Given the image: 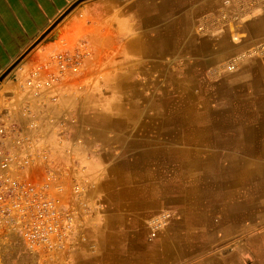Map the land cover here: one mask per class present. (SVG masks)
Masks as SVG:
<instances>
[{"label":"crops","instance_id":"obj_1","mask_svg":"<svg viewBox=\"0 0 264 264\" xmlns=\"http://www.w3.org/2000/svg\"><path fill=\"white\" fill-rule=\"evenodd\" d=\"M77 1L0 0V76L21 59L20 65L31 68L39 62L41 51L73 32L78 24L75 15L63 19L36 45ZM183 5L187 6L186 17L153 36L156 23L169 21L173 9ZM262 5L264 0H166L161 7L145 4L135 8L139 20L134 27L148 34L133 39L131 47L121 41L116 51L100 48L105 52L101 69L90 75L77 96L63 100L67 107H76L81 124L90 128L95 141L89 147L97 141L102 151L92 161L84 156L57 157L61 165L75 160L87 167L88 180L96 184L90 192L88 242L61 256L57 264H264V60L220 71L211 58L214 54H205L202 47L214 50L221 27H244L247 34L256 36L254 30L260 24L250 20ZM261 20L264 26V16ZM131 49L136 61L133 68H127L124 50ZM176 53L185 60L181 59V66L172 60L177 73L166 81L173 77L179 92L201 94L198 109L233 113L200 121V132L194 136L183 130L156 132L158 100L151 93L152 87L156 89V61ZM15 73L16 69L9 76ZM97 75L104 78L100 89L89 84ZM131 77L133 83L129 84ZM6 84L10 89L16 87L7 80L0 88ZM177 98H172L168 107L160 100V106L172 108ZM221 98L226 102L218 109ZM180 100L185 105L186 99ZM178 118H183L180 124L185 127L192 124L185 116ZM190 152L199 162L192 169H188ZM178 153L186 166L170 169L175 164L172 155ZM225 173H233L240 182L226 188ZM174 185L182 188L178 200L171 196ZM234 186L244 187L246 197L234 198ZM114 188L119 191L117 200L101 198L105 190L111 193ZM101 199L99 210L94 202ZM163 212L175 217L156 240L149 241L146 222Z\"/></svg>","mask_w":264,"mask_h":264},{"label":"built area","instance_id":"obj_2","mask_svg":"<svg viewBox=\"0 0 264 264\" xmlns=\"http://www.w3.org/2000/svg\"><path fill=\"white\" fill-rule=\"evenodd\" d=\"M105 52L87 37L63 38L41 51L34 66L16 68V87L0 103V244L17 239L38 264L88 242L90 192L87 167L58 156L96 160L102 149L82 125L75 97L101 69ZM4 260V257H3Z\"/></svg>","mask_w":264,"mask_h":264},{"label":"rangeland","instance_id":"obj_3","mask_svg":"<svg viewBox=\"0 0 264 264\" xmlns=\"http://www.w3.org/2000/svg\"><path fill=\"white\" fill-rule=\"evenodd\" d=\"M165 3L166 0H87L81 2L73 11H71L64 18L67 19L68 17L75 15L78 24L73 32L65 33L63 38L78 39L79 36L83 35L84 33L83 31L87 29V33H88L87 38H89L93 42V45L95 47L102 48L103 46H108V48L114 49L116 51V49L119 48L118 43L121 41L124 43L125 42L130 43V47H131L132 46L131 43L133 42V39L138 38L139 36H142L145 33L148 34V31L145 32L143 30H139L138 28L134 27L135 21L139 20L137 17L138 15H135L136 13L135 8H138L139 6L144 7L145 4L147 6L155 5L161 7ZM184 8H187V6L183 5L179 9L174 8L173 9L174 11L170 14L171 19L169 21L165 20L156 23L155 29H152L151 32L152 35L154 36L155 34L156 37L158 34L164 32L167 27L170 28L172 26V23L178 20L180 21L184 17H186L187 12H185ZM260 9L261 10L259 11H254L252 16L254 15L255 17L257 16V14L262 15L264 13L263 11L264 9L263 8ZM254 37L249 36L246 32H244L242 28L239 29L237 28L235 33H231L230 36L228 37V40L230 42L229 53H219L211 57L215 61H217V65H216L217 70L222 71V69L224 68L230 70L232 67L230 68L229 65L231 64L233 65V68H235L236 63L244 59H249V60L264 59V40L262 39L264 38V36L256 35ZM56 41H58V39ZM53 47L54 45L53 46L51 45L47 47V50L49 51ZM124 47H125L124 45L120 46L121 49ZM216 48L218 47L213 46V49ZM40 49H43V47H41ZM124 52L126 53L125 57L127 59L126 67L133 68L136 59L132 56V49L129 52L124 50ZM128 53H130V55ZM177 54L178 53L173 54V56H169V55L164 56L162 57V59H160V57L157 58L156 62L158 64V68L155 78L156 89L154 90V87H152L151 93H152V98L153 99L156 98V100H158L157 101L158 111L161 108L160 100H162L163 103L166 106H168L173 96H175L180 91V88L177 87V84L172 76H171L172 78H169V82L166 81L167 76H170V74L175 75L177 73L174 64L171 63L172 60L176 62L177 65L180 64V66L183 63L182 60H185L184 58H182ZM192 61L193 60H189V62ZM238 68H240V66L236 67V69ZM102 79L104 78L101 75H97L96 77H91L89 79L90 80L89 84H91L92 86H98L100 89ZM139 80L145 81L144 78H140ZM128 81L129 84H132L133 78L131 77L130 80ZM9 89H10L9 84L8 85L6 84L2 86V88H0L1 91H4L0 93V103L9 101L8 98L4 96V93L7 92ZM132 93L133 92L131 91L130 92L131 96ZM194 93H197V91H195ZM200 96L202 97L201 94ZM145 97L146 98L148 97V93L145 94ZM166 110H168L167 113ZM166 110H165V115L161 119V122L165 125V128L166 125L173 124V122L170 120L169 108ZM182 119L183 118H181V120ZM175 120L174 123H176V125H179L181 120L179 118ZM177 128H179V126H176L171 133L173 134L178 133ZM167 129H169L168 126ZM175 167H176L175 164H171L170 169L172 168L174 169ZM117 191L118 190L116 188H114L111 191V193L110 192L106 193L105 190V194H103L101 198L103 199V197H105L106 199L109 196V199L117 200ZM102 199L96 200L94 202V207L98 208L99 210H101L100 204L102 202ZM112 208L115 207L112 206ZM174 217L175 216L172 212H163L149 218L148 221L146 222V227L149 234L148 236L149 241L156 240L159 237V234L170 225ZM161 220H163L164 222L162 223ZM164 223L167 224V227L163 225ZM14 241L15 242L13 243V245L3 243V245L0 246V248L3 247L4 249L3 251H1L2 257H4L3 260L4 264H38V258H34L30 256L28 253H26L23 246L21 245V243H19V241H17V239H14ZM6 248L9 250L10 253L8 251L4 252ZM57 262L54 259H50L41 262L40 264H57Z\"/></svg>","mask_w":264,"mask_h":264},{"label":"bare ground","instance_id":"obj_4","mask_svg":"<svg viewBox=\"0 0 264 264\" xmlns=\"http://www.w3.org/2000/svg\"><path fill=\"white\" fill-rule=\"evenodd\" d=\"M260 8H263L264 9V6L262 5V6H260ZM264 11V10H263ZM264 16V13L262 14V15H258L257 14V16H255L254 17V15L252 16V20H250L251 22H253V23H259L260 25H257L258 26V28L256 29V30H254L255 31V34L258 36V35H264V26L263 25H261L262 23L260 22V21H262L261 20V18ZM161 17V16H160ZM157 18V17H156ZM245 21H246V19H244ZM247 22H249V18H247ZM263 22V21H262ZM245 25H246V23H245ZM240 28H242L243 30H244V32H245V28L244 27H240ZM238 29H239V27H238ZM236 30H237V27L235 28V27H233V26H230V27H221V29H219L218 31H219V33H217L215 36L216 37H218V40H217V45H215V46H217L218 48H216V49H214L213 51H210L208 48H209V46L208 45H203L202 47L204 48V53L205 54H214V55H216V54H219V53H229V51H230V42H229V40H228V37L230 36V34L231 33H235L236 32ZM205 31V30H204ZM84 33H83V35H81V36H79L78 38H81L82 36H84V37H87V29H85V31H83ZM187 32V31H186ZM239 35V34H238ZM249 35V34H248ZM250 36V35H249ZM207 37V36H206ZM252 37V36H251ZM255 38V37H254ZM260 38V37H259ZM63 39V37L60 39V40H62ZM263 40H264V38H262ZM59 40V41H60ZM58 41V42H59ZM254 42V41H253ZM46 44V43H45ZM41 46V45H40ZM196 46V45H195ZM200 48V47H199ZM167 49V48H166ZM174 50V49H173ZM185 50V49H184ZM182 51V50H181ZM186 52V51H185ZM200 53H202V51H199ZM254 52V51H253ZM184 54V53H183ZM254 56V55H253ZM183 57V56H182ZM213 57V56H212ZM252 57V56H251ZM257 57V56H256ZM262 57V56H261ZM239 60V59H238ZM260 60H264V59H260ZM253 61H255V60H253ZM253 61H251V60H249V59H244V60H241V61H239V62H237L236 63V66H235V68H233V65L231 64V65H229L230 66V70L232 71V70H235L236 69V67L237 66H240L241 68H244L245 66H246V64L247 63H252ZM254 64V63H253ZM264 64V63H263ZM175 66V65H174ZM188 66V65H187ZM182 68H184V67H182ZM229 70V69H228ZM237 70V69H236ZM202 71V70H201ZM249 71V70H248ZM187 73V72H186ZM185 73V74H186ZM257 73V72H256ZM184 74V73H183ZM188 75V74H187ZM239 75V74H238ZM179 76V75H178ZM224 77V76H223ZM258 77V76H257ZM256 77V78H257ZM260 77V76H259ZM176 79V78H175ZM229 79V78H228ZM224 82H225V80H224ZM246 82V81H245ZM190 83V84H189ZM189 83H187V84H189V85H191V84H193V83H191V81H189ZM207 83V82H206ZM179 85V84H178ZM231 85V84H230ZM247 85V84H246ZM183 86V85H182ZM252 86V85H251ZM250 86V87H251ZM249 87V86H248ZM253 87V86H252ZM262 90V89H261ZM253 91V90H252ZM177 93V92H176ZM213 94H215V93H213ZM260 96V95H259ZM178 97V98H177ZM174 98H177L176 100H175V103H174V107H172V108H169V114H170V118H173L174 120L176 119V118H178L179 116H185V117H187L189 120H191V122H192V124L191 125H189L188 124V126H183V125H181V124H179V125H176V123H174V121H173V124H171V125H166V126H168V128L169 129H164L165 128V125L161 122V119L163 118V116L165 115V110L166 109H168V108H166V107H164L165 105H163V106H161V108H160V110L158 111L157 110V108H156V118H157V131L156 132H158V133H161V132H163V133H171L172 131H173V129L176 127V126H179V128H177V131H178V133H181L182 132V130H183V132H185V133H187L188 135H192V136H194V135H196V134H198V132H200L198 129H199V127L201 126L200 124H199V122L201 121H203L204 119H206V118H208V117H212V116H220V117H224V116H229L230 114L231 115H233V113L231 112V111H227V112H221V113H218V114H214V109H210V108H207V107H205L204 109H198V107H197V105H196V103H197V101L199 100V99H202V97L199 95V94H196V93H193V92H184V93H182V92H178L177 94H176V97L174 96L173 97V99L172 100H174ZM181 98H184V99H186V103H185V105L183 106L182 105V102L181 101H183V100H180ZM205 99V98H204ZM230 101H234L233 100V98H232V100H230ZM236 101V100H235ZM240 101V100H239ZM254 101V100H253ZM173 102V101H172ZM224 103V102H226L225 101V99L224 98H221L220 100H218V109H220V108H222V106H221V103ZM223 103H222V105H223ZM241 103V102H240ZM254 103V102H253ZM180 105H181V107H180ZM225 106H226V104H224ZM183 106V107H182ZM168 107V106H167ZM216 108V107H215ZM168 112V110H166V113ZM181 114H183V115H181ZM176 121V120H175ZM185 123V122H184ZM203 123V122H202ZM201 123V124H202ZM182 127H184V128H182ZM212 130V129H211ZM177 135H179V134H177ZM198 136V135H197ZM189 137V136H188ZM210 137V136H209ZM190 138V137H189ZM211 138V137H210ZM213 139V138H212ZM208 141H209V139H208ZM206 143V142H205ZM213 143V142H212ZM244 143V142H243ZM207 144V143H206ZM212 145H214V144H212ZM211 147V146H210ZM216 148V147H215ZM218 148V147H217ZM200 149V148H199ZM203 149V148H202ZM221 149V148H220ZM198 150V149H197ZM209 150V149H208ZM227 150V149H226ZM190 151V150H189ZM212 151V150H211ZM225 151V150H224ZM198 152V151H197ZM200 153H201V151H200ZM183 154V153H182ZM170 155V154H169ZM195 155V154H194ZM229 155V154H228ZM217 156V155H216ZM220 156V155H219ZM168 157V156H167ZM198 157V156H197ZM227 157H229V156H227ZM157 158V157H156ZM184 158H186V156L184 155ZM196 157L194 156H192V154H191V152L189 153V155H188V169H192V168H195V167H198L197 165H198V163H197V161H196ZM170 160H171V158H170ZM172 160H173V162L175 163V166L177 167V165L178 166H186V162H184V161H182V155L180 154V153H178L177 155H172ZM221 160V159H220ZM223 160V159H222ZM143 161V160H142ZM215 163V162H214ZM227 164V163H226ZM227 166V165H226ZM187 168V167H186ZM232 168V167H231ZM180 169V168H179ZM253 169V168H252ZM201 170V169H200ZM206 170V169H205ZM216 170V169H215ZM235 170V169H234ZM254 170V169H253ZM230 171V170H229ZM189 172V171H188ZM196 172V171H195ZM194 172V173H195ZM201 172V171H200ZM206 172V171H205ZM208 172V171H207ZM254 171H252V173H253ZM193 173V174H194ZM195 174H197V173H195ZM209 174V173H208ZM258 174V173H257ZM175 175V174H174ZM215 175V174H214ZM191 176V175H190ZM225 177H226V180H224L225 181V185L227 186L226 188H230L231 186H233L234 184H236V182L237 183H239L240 181L238 180V179H236V177L234 178V174L232 173L231 174V176H230V174L229 173H225ZM239 177H240V175H239ZM196 180H197V178H196ZM202 180V179H201ZM200 180V181H201ZM199 181V182H200ZM219 181V180H218ZM222 181V180H221ZM223 181V182H224ZM244 181V180H243ZM243 181H242V183H243ZM255 182V181H254ZM191 183V182H190ZM221 183V182H220ZM183 184V183H182ZM244 184V183H243ZM223 185V184H222ZM254 185H256L255 183H254ZM240 187V186H239ZM254 187V186H253ZM185 188V187H184ZM187 188V187H186ZM259 188V187H258ZM193 189V188H192ZM197 189V188H196ZM243 189H244V187H243ZM242 188H240V189H236V186H234V190H235V192H234V194H233V196H234V198H240V199H242V198H245L246 196H245V193H244V190H243ZM255 190V189H254ZM257 190H259V189H257ZM181 191H182V188L180 187V185H174L173 186V194L171 195L172 197H173V200H178V199H180V197H182L181 196ZM200 191V190H199ZM221 191V190H220ZM219 191V192H220ZM232 191V190H231ZM211 192V191H210ZM257 192V191H256ZM261 192V191H260ZM183 193V192H182ZM215 193V192H214ZM158 194V193H157ZM264 194V193H263ZM166 195V194H165ZM185 195V192L183 193V196ZM194 195L197 197V193H196V190L194 191ZM221 196V195H220ZM231 196H232V194H231ZM167 197H168V195H167ZM227 197V196H226ZM256 197V196H255ZM211 198V197H210ZM213 198V197H212ZM168 199V198H167ZM215 199V198H214ZM259 199V198H258ZM172 200V199H171ZM190 200H192V199H190ZM234 200V199H233ZM171 216V215H170ZM157 219V218H156ZM162 221V223L164 222L163 220H161ZM154 223V222H153ZM165 227H167V224H163ZM195 225V224H194ZM205 226V225H204ZM171 228V227H170ZM194 229V228H193ZM195 231H196V228H195ZM197 232V231H196ZM238 232V231H237ZM240 233V232H239ZM154 237V236H153ZM194 237V236H193ZM189 238V237H188ZM199 238V237H198ZM211 238V237H210ZM194 239V238H193ZM212 239V238H211ZM201 240V239H200ZM214 240V239H213ZM228 240V239H227ZM194 241V240H193ZM203 241V240H202ZM208 241V240H207ZM210 242H212V241H210ZM209 242V243H210ZM193 243H195V242H193ZM213 243V242H212ZM144 244V243H143ZM1 245H3V244H0V246ZM4 245H7V244H4ZM10 245H12V244H10ZM4 249H3V247L2 248H0V264H4L3 262V257H2V254H1V251H3ZM9 252V250L6 248V250L4 251V252ZM10 253V252H9Z\"/></svg>","mask_w":264,"mask_h":264},{"label":"water","instance_id":"obj_5","mask_svg":"<svg viewBox=\"0 0 264 264\" xmlns=\"http://www.w3.org/2000/svg\"><path fill=\"white\" fill-rule=\"evenodd\" d=\"M87 0H78L73 6H71L63 15L62 17L52 26V28H50L43 36L42 38L39 40V42L36 44H40L42 43V41H44L46 39V37L53 31V29L71 12L73 11L81 2H84ZM21 60H18L17 62H15V64L9 68L6 72H4V74H2V76H0V84L5 81L9 75L11 74V72L16 69L20 64H21Z\"/></svg>","mask_w":264,"mask_h":264}]
</instances>
